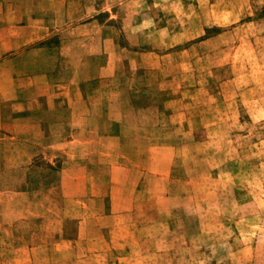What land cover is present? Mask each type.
Here are the masks:
<instances>
[{
    "label": "rangeland",
    "instance_id": "374dc122",
    "mask_svg": "<svg viewBox=\"0 0 264 264\" xmlns=\"http://www.w3.org/2000/svg\"><path fill=\"white\" fill-rule=\"evenodd\" d=\"M87 1L92 24L81 31L79 23H66L33 43L50 50L25 56V49L13 55L19 60L15 66L24 70L25 62L33 61L35 69H47L49 90L56 93L50 94L59 91L60 99L63 89L57 84L65 86L60 111L66 115V141L68 97L79 88L97 108L125 117L114 121V133L122 122L130 127L141 121L146 134L126 135V145L146 144L153 151L169 146L171 173L161 188L171 199L158 200L147 191L138 201L145 215L123 219L114 248L99 250L97 257L83 255L87 245L77 249L73 240L71 246L61 242L53 216L63 203L58 172L73 159L67 148L37 152L27 182L33 206L44 201L51 213L48 229L33 240L54 252L44 264H264V0ZM35 107L36 122L45 113ZM22 114L25 119L29 113ZM76 122L83 130L110 129L106 119ZM91 139L96 146L113 145L118 135L86 131L83 143ZM106 169L94 162L101 181ZM15 179L13 168L1 170L0 264H13V223L3 220L13 213ZM42 189L48 202L46 195L41 201ZM67 229L73 235L71 223ZM81 251L77 261L68 262L71 253Z\"/></svg>",
    "mask_w": 264,
    "mask_h": 264
},
{
    "label": "crops",
    "instance_id": "0c3cea01",
    "mask_svg": "<svg viewBox=\"0 0 264 264\" xmlns=\"http://www.w3.org/2000/svg\"><path fill=\"white\" fill-rule=\"evenodd\" d=\"M87 8V0H0V173L3 168H13V173L17 178L19 176L13 181V213L9 214L10 219L3 220L10 225L13 223V264L50 263L49 254H54L43 241L33 242L39 237L38 233L48 229L51 216L49 207L44 208V201L40 207L33 206V192L27 182V170L37 152L59 154L67 148L68 157L73 159L68 168L58 172V189L63 203L57 205L53 216L57 217L61 242L70 241L71 246L73 240L77 249L87 245L88 252L83 255L97 257L102 254L99 250L108 253L107 250L114 248L115 232L123 219L145 215L139 210L138 201L146 199L147 191L155 193L158 200L171 199L165 194L166 189L161 188L163 183H169L171 173L169 146L161 145L160 151H153V147L146 144L126 145V135L146 134L141 121L130 127L122 122L119 131L114 133V121H123L125 117L112 116L109 111L97 108L98 102L83 96L80 88L77 92L72 88L74 96L68 97L70 112L67 116L71 138L66 141L63 137L65 123L62 122L66 115L60 111V104H65V86L57 84L58 90L63 89L60 99L59 91L57 95H51L56 93L49 90L53 85L47 80L50 77L47 69H35L33 61L25 62L24 70L15 66L19 65V60L13 55L21 56L25 49V56L50 50V46L34 47L33 43L48 39L52 32L66 23H79L77 28L81 31L92 24ZM35 105L43 107L45 113L38 115L36 122ZM23 111L29 113L25 119L22 118ZM47 117L51 121L46 122ZM83 118L106 119L110 129L104 132L93 127L83 130L81 125H76V121ZM86 131L96 137L118 135V142L113 145L97 143L96 146V140L93 142L91 139L88 145L84 144L82 139ZM162 150L166 151V156L161 154ZM44 156L47 158L49 155ZM97 160L107 168L103 177L105 181H101L94 172ZM68 169H72L70 174ZM161 191L164 194L158 197L156 193ZM45 195L42 189L41 201ZM141 221L146 224L144 219ZM67 223H71L73 235H70ZM61 248L58 245V250ZM63 251H59V255L62 256ZM70 256L73 259L68 262H75L82 256V251L73 252Z\"/></svg>",
    "mask_w": 264,
    "mask_h": 264
}]
</instances>
